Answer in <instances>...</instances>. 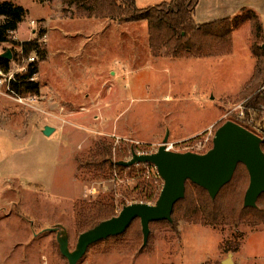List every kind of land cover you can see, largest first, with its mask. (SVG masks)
Wrapping results in <instances>:
<instances>
[{
	"label": "rangeland",
	"instance_id": "1",
	"mask_svg": "<svg viewBox=\"0 0 264 264\" xmlns=\"http://www.w3.org/2000/svg\"><path fill=\"white\" fill-rule=\"evenodd\" d=\"M12 1L28 10L12 38L29 40L45 29L40 41L47 57L34 76L39 95H16L7 88L9 76L23 71L30 57H22L18 45L0 43V55L12 53L10 70L0 69V264H69L51 228L66 229L73 250L86 230L80 211L85 203L113 200L118 214L124 203L145 198V182L163 185L143 174L155 170L142 163L131 170H98L91 162L99 143L123 160L132 149L155 152L167 132L168 142L183 148L210 129L214 137L227 120L244 119V111L253 118L248 126L263 135L258 131L264 108L247 109L249 97L241 93L253 84L256 63L249 22L236 32L233 55L176 58L152 54L146 20L77 17L74 6L66 9L62 0ZM164 1L170 0L136 3ZM46 125L54 127L49 135L43 133ZM237 173L242 176L231 189L237 185L240 208L249 174L243 165ZM257 203L264 208L263 198ZM150 229L143 247L137 219L123 235L90 246L77 264H264V218L255 214L237 210L210 221L199 210L189 218L172 215L171 222L151 223Z\"/></svg>",
	"mask_w": 264,
	"mask_h": 264
},
{
	"label": "trees",
	"instance_id": "2",
	"mask_svg": "<svg viewBox=\"0 0 264 264\" xmlns=\"http://www.w3.org/2000/svg\"><path fill=\"white\" fill-rule=\"evenodd\" d=\"M37 1L44 3L51 0ZM198 2L199 0H170L147 7H138L136 0H62L66 6L64 8L68 9L70 6H74L77 14L88 17L103 16L120 22L146 20L149 45L154 56L164 54L176 58H200L230 54L233 49L232 35L234 29L249 22L251 51L255 56L256 63L254 74L251 77L253 84L241 93L244 97H249L246 103L247 109L261 112L264 108V26L259 14L253 9L243 8L233 16L198 23L194 17ZM27 13L28 10L21 4L12 0H0V17H4L3 20H0V43L10 42L18 45L19 53L24 58L31 57V53L35 52L36 57L26 64L23 71L14 74L7 86H9L10 92L16 95L28 93L39 95L40 84L34 79V76L39 72L40 62L47 57L46 47L40 41L45 34V29H41L34 38L29 40L16 41L12 38L13 32L19 28ZM13 57L15 59V56ZM0 69L4 72L10 70V61L1 55ZM245 113L246 117L238 123L252 131L248 126L249 112L246 111ZM261 146L264 150V133ZM113 155L111 146L106 143H99L92 151L94 161L91 164L98 170L106 168H116L119 171L133 169L134 165L128 167L117 165L116 162L123 159L121 157L113 159ZM240 165L245 166L239 163L237 169ZM237 169L233 179L221 188L215 199L211 198L205 188L187 181L185 197L176 202L172 215L176 218H189L191 214L201 210L210 221H217L220 218H228L230 212L240 210V215L249 217L255 214L264 218V208H260L258 203L256 207H245L243 199L241 209L239 208V202L235 196L237 185L231 189L234 181L239 180V176H242L241 173H237ZM161 188L162 183L152 185L145 182L143 186L146 191L145 198L141 200L145 202L156 200ZM262 198L264 199V193L259 196L257 202ZM85 204H87L86 207L80 211L84 213L83 224L86 230L104 219L117 215L113 200L97 198Z\"/></svg>",
	"mask_w": 264,
	"mask_h": 264
},
{
	"label": "water",
	"instance_id": "3",
	"mask_svg": "<svg viewBox=\"0 0 264 264\" xmlns=\"http://www.w3.org/2000/svg\"><path fill=\"white\" fill-rule=\"evenodd\" d=\"M1 56L12 59L10 50ZM53 131L54 127L46 125L43 133L49 135ZM168 139L169 132L155 152L138 153L132 149L130 159L116 162L126 167L150 163L157 168L163 185L155 203L133 202L124 205L117 215L80 233L73 250L69 247L66 229L51 228L57 231L60 252L69 264H77L93 244L123 234L137 218L141 222L143 247L146 246L151 232L150 223L172 220L174 205L185 197L187 181L205 188L211 198L215 199L221 188L232 180L239 163L244 164L249 173L244 206H257L259 196L264 193V150L261 136L234 120H227L217 128L212 147L204 153L168 150ZM225 263H231L230 259Z\"/></svg>",
	"mask_w": 264,
	"mask_h": 264
},
{
	"label": "crops",
	"instance_id": "4",
	"mask_svg": "<svg viewBox=\"0 0 264 264\" xmlns=\"http://www.w3.org/2000/svg\"><path fill=\"white\" fill-rule=\"evenodd\" d=\"M247 5H250V8H252L255 11L257 10L258 12H260L261 15L264 16V0H199L197 7H196L194 17L198 23L209 22V21H213V20H216L222 17L233 16L239 13L243 8H247ZM199 6H202L200 11H198ZM198 16L201 20L198 19ZM77 17H82L86 19H97V17L95 16L88 17V16L81 15ZM107 20L109 22H113L112 21L113 19L111 18L110 19L107 18ZM139 21H143V20H139ZM128 22H136V21H128ZM262 23H264V19ZM239 28L234 29L233 31V35H232L233 49H232V52L230 54H227L226 56L233 55L234 53V39H235L236 32ZM202 58L204 59L210 58L212 60H218L220 57L219 56L200 57V59ZM254 65L255 63L253 62V67Z\"/></svg>",
	"mask_w": 264,
	"mask_h": 264
},
{
	"label": "built area",
	"instance_id": "5",
	"mask_svg": "<svg viewBox=\"0 0 264 264\" xmlns=\"http://www.w3.org/2000/svg\"><path fill=\"white\" fill-rule=\"evenodd\" d=\"M30 59V61L31 60H33L34 59V57H30L29 58ZM13 76H9V80L8 81H10V79L12 78ZM7 88H8V90L10 91V89H9V86H7ZM242 114H243V112H242ZM246 117V113H245V111H244V118ZM253 120V118L250 116V118H249V121H252ZM258 132H260V133H264V126L263 127H261L260 129H259V131ZM256 133V132H255ZM257 134V133H256ZM259 135V134H258ZM259 136H261V135H259ZM262 137V136H261ZM212 142L213 143V132H212V129H210L209 130V132L207 133V135L205 136V137H203V138H199V139H196L195 138V141H194V143H193V145H187V146H185V147H183V148H180V147H177V145L175 144V143H173V142H167L166 143V148L168 149V150H173V151H181V152H185V151H193V152H198V153H204V152H206L205 150L206 149H208V148H206L205 150H203V148L206 146V144H207V142ZM210 149V148H209ZM138 152V151H137ZM138 153H146V152H141V151H139ZM142 164H145V165H148V167L149 166H151V167H153L154 168V173L153 172H151L150 171V169H145V171H143V174L144 175H146V176H148L149 178L151 177V178H154V181L157 183V182H159L158 181V179L160 180L161 179V177H160V175H159V173H158V171H157V168L153 165V164H150V163H142ZM151 172V173H150ZM160 184V183H159ZM158 184V185H159ZM137 202H144L143 200H139V201H137ZM148 203H150V202H148Z\"/></svg>",
	"mask_w": 264,
	"mask_h": 264
}]
</instances>
